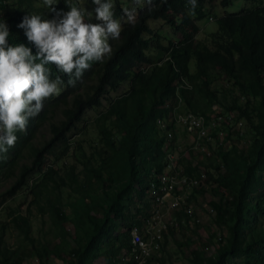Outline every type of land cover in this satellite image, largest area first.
Returning <instances> with one entry per match:
<instances>
[{
	"label": "trees",
	"instance_id": "16d2710c",
	"mask_svg": "<svg viewBox=\"0 0 264 264\" xmlns=\"http://www.w3.org/2000/svg\"><path fill=\"white\" fill-rule=\"evenodd\" d=\"M203 1L196 0L198 7L193 17L189 15L193 11L189 0H135L128 7L115 6L114 19L123 20V24L119 39H109L111 55L102 62H92L74 87L67 85L68 76L58 72L54 64L46 65L53 79L59 75L64 81L62 91L44 101L39 115L29 119L27 130L16 133L15 146L0 154V174L4 177L13 176L14 166L18 165L14 180L4 192L5 199L24 186H30L37 198L35 189L46 182H51L54 190L66 184L76 187L79 197L73 203L77 213L72 223L82 237H78L80 241L72 251L74 258L70 264H95L98 258V264H117L119 251L129 249L130 230L133 226L141 228L150 215L148 189L154 175L161 173L166 163L168 149L164 145L168 132L172 134L170 147H175V126L165 120L166 127L162 128L157 119H166L178 101L187 111L203 116L221 104L224 113H232L235 120L244 123L243 134L252 138L246 154L232 140L243 134L227 131L228 148L208 155L214 154L215 160L206 161L202 186L191 191V198L196 193L203 194L211 182L220 189L218 198L209 201L215 214L207 225L221 229L218 234L208 235L202 247L193 252L194 264H264V5L219 17L217 30L210 34L208 44L195 40V21L203 16ZM86 2L94 5L92 0ZM232 2L220 0L222 7ZM125 9L134 10L133 21L128 20ZM26 14L44 16L32 0H17L13 17L0 15V22L9 27L10 45L23 43L35 54V46L17 27ZM156 19L163 20L181 36L179 45L169 42L164 47L159 43V36L148 25V21ZM153 40L156 49L160 47L171 55L163 63H159L162 57L156 61L147 53ZM215 67L220 71V81L237 88L243 101L225 105L228 89L210 88V70ZM126 82L129 89L124 94L110 96ZM166 104L169 109H164ZM88 110L98 114L94 121L99 138L83 162L82 179L78 180L74 164H69L65 175H60L54 162L46 160L49 155L68 152L69 137L83 131L79 123L81 119L85 121L82 117ZM46 123L49 136L40 145L31 146L27 153L31 156L29 162L18 164L24 148L29 147ZM179 162L185 173L198 174L200 161L180 156ZM34 174H38L40 182L38 179L29 184ZM55 199L56 203L48 198L46 202L61 225L66 216L60 198ZM59 214L63 216L57 219ZM176 216L180 221L182 215L177 212ZM10 222L23 239H30V222L25 215L17 212ZM5 229L1 226L0 264H22L26 254L5 245ZM33 253L43 264L42 253Z\"/></svg>",
	"mask_w": 264,
	"mask_h": 264
},
{
	"label": "rangeland",
	"instance_id": "374dc122",
	"mask_svg": "<svg viewBox=\"0 0 264 264\" xmlns=\"http://www.w3.org/2000/svg\"><path fill=\"white\" fill-rule=\"evenodd\" d=\"M135 0H113L114 7L117 5H123L124 7L130 6ZM139 3L142 0H137ZM57 4L54 7L57 10L68 11L69 8L66 4H76L78 7L86 8L87 11L93 12V16H85L86 22L100 23V21L95 20L94 8L95 6L86 2V0H56ZM35 7L39 8L40 12L44 14V18L52 19L54 13L49 12L47 6L44 5L43 0H32ZM17 0H0V15H6L7 17H13L14 11L16 9ZM255 5H264V0L259 1H245V0H233L232 4L227 7H222L220 0H204L201 3V8L203 11V16L196 20L197 33L195 34V40L204 41L209 44L208 39L210 34H213L217 30V19L226 13L237 12L240 9H252ZM197 6V5H196ZM198 7V6H197ZM193 11L189 13L191 17ZM118 20V19H117ZM124 20H126L124 18ZM121 26L123 20H119ZM149 27L157 33L159 36V43L164 47L168 46L169 42H174L179 45L182 41L181 36L175 32L171 27H169L163 20L156 19L148 21ZM156 41L151 42L152 46L148 49L147 53L153 60H159V63H163L167 60V57H171L162 48L156 49ZM165 51V52H164ZM166 55V56H165ZM190 71H193V60L190 61ZM220 71L217 67L210 70L211 84L210 88H221L228 89L226 92V102L225 105H230L234 101H243L240 91L233 87L231 83H225L223 80L220 81ZM229 85V88L228 86ZM129 89V82L123 84L122 88L116 93H110V96H118L124 94ZM62 91V87H61ZM60 91V92H61ZM222 98V97H220ZM104 105V103H103ZM216 106L220 110H223V105L218 104ZM223 108V109H222ZM180 110L186 111V108L181 105ZM98 116L95 111H86L83 115V120L79 124L83 125L84 129L81 132L78 130L76 133L70 135L69 139L71 143L68 148V152L60 156L49 155L47 162L53 161L54 166L59 168L60 175H65L69 164H74V172L77 174L78 180L82 179V165L87 155L90 154L91 145L97 143L99 138V133L96 128L95 118ZM244 124V123H243ZM242 124L241 128L244 127ZM177 129L176 139H188V135L183 133L181 127ZM49 136V126L46 123L42 129L36 133L35 137L32 139L29 147L24 148L22 157L17 161L18 164L21 162H29L30 157L29 150L31 146H37L42 143V140ZM251 136L249 134H243L241 138H233V143L238 147L245 150L247 154L251 145ZM195 153V152H194ZM186 156L191 160H197L202 166L207 162L215 160L214 154L209 158L204 157L201 154L189 155L188 152L185 153ZM18 165L14 166V175L10 177H4L0 174V229L1 226H6L4 231L3 241L9 249L17 250L26 254L22 260V264H40L39 257L33 253L34 251H39L42 253L43 264H70L74 258V253L72 251L76 247V243L80 241L78 237H82L81 231L79 232L75 229L72 223V217L75 216L77 210L73 203H76L79 195L76 191L74 185H63L59 190H54L52 188L51 182L41 183L36 188L35 192L39 195L36 198L30 186H24L18 192H16L11 197L4 198V192L6 188L12 183L17 173ZM38 174H34L29 179V184L33 180H38ZM40 182V179H39ZM38 182V183H39ZM27 184V185H29ZM216 189V192L214 191ZM220 194V189L217 190L216 184L214 182L209 183L208 187L203 194L196 193L191 198V203L195 207V210L199 212L201 217L200 223L185 222L182 224V228L175 230L173 233L165 236L161 244V255L164 259L165 264H194L193 252L197 249L199 250L208 235L218 234L220 227L207 225V214L206 207L209 205V201H215ZM60 198V204L62 207V212L65 213V220L60 225L57 224L54 217V211L52 207L46 202V199H50L52 203H56L55 198ZM91 197V195H90ZM93 198V196H92ZM38 199L37 202L35 200ZM94 199V198H93ZM87 201V200H86ZM42 207V210H39ZM20 213L25 215L30 222V232L29 240L23 239L21 233L13 227L10 222V218L15 213ZM60 215V214H59ZM63 215L57 216L56 218H61ZM63 228V229H62ZM224 229V233L227 234V230ZM64 230V231H63ZM59 250V251H58ZM57 251V253H56ZM95 264L101 262L98 258L94 260Z\"/></svg>",
	"mask_w": 264,
	"mask_h": 264
},
{
	"label": "clouds",
	"instance_id": "9594fccd",
	"mask_svg": "<svg viewBox=\"0 0 264 264\" xmlns=\"http://www.w3.org/2000/svg\"><path fill=\"white\" fill-rule=\"evenodd\" d=\"M52 19L39 14H26L17 25L33 44L36 53L23 43L10 45L9 27L0 22V154H6L18 139L17 132H25L30 118L43 110L44 101L58 95L64 84L57 75L51 77L46 67L54 64L58 72L68 76L67 85L74 87L92 62H102L110 56L109 39H119L121 23L114 19L113 0H92L95 20L86 22L93 12L76 4H67L69 10H57L56 0H43ZM193 10L196 0H189ZM129 21L132 12L124 10Z\"/></svg>",
	"mask_w": 264,
	"mask_h": 264
},
{
	"label": "built area",
	"instance_id": "2783aa9c",
	"mask_svg": "<svg viewBox=\"0 0 264 264\" xmlns=\"http://www.w3.org/2000/svg\"><path fill=\"white\" fill-rule=\"evenodd\" d=\"M181 102L178 101L174 110L170 111L166 119H157V124L164 128L166 121L172 123L175 129L181 127L188 139H175V147H170L171 132L167 134L164 145L167 151L166 163L163 171L155 174L148 189L152 209L141 228L133 226L130 230V247L122 248L118 254L117 264H165L162 260L161 244L165 236L182 228L188 217V222L200 223L199 212L191 203V191L202 186L205 173L203 166L198 164V174H187L179 157L186 156V152L208 156L214 150L227 149V131H237L243 134L240 120H235L232 113H224L217 107L206 116L179 110ZM166 104L164 109H169ZM166 120V121H165ZM177 131V129H176ZM195 152V153H194ZM189 159V158H188ZM194 162L196 160L194 159ZM193 162V164H195ZM136 186V184H135ZM137 187V186H136ZM207 224L214 217V210L209 206L205 209ZM182 217L180 221L176 213ZM181 223V225L179 224Z\"/></svg>",
	"mask_w": 264,
	"mask_h": 264
}]
</instances>
